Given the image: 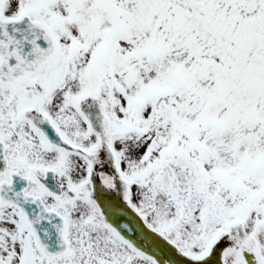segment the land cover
<instances>
[{
  "label": "snow or ice",
  "instance_id": "snow-or-ice-1",
  "mask_svg": "<svg viewBox=\"0 0 264 264\" xmlns=\"http://www.w3.org/2000/svg\"><path fill=\"white\" fill-rule=\"evenodd\" d=\"M0 264H264V0H0Z\"/></svg>",
  "mask_w": 264,
  "mask_h": 264
}]
</instances>
